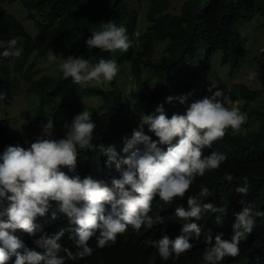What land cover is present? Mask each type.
<instances>
[{"label": "trees", "instance_id": "obj_1", "mask_svg": "<svg viewBox=\"0 0 264 264\" xmlns=\"http://www.w3.org/2000/svg\"><path fill=\"white\" fill-rule=\"evenodd\" d=\"M14 2L22 3L25 18L32 21L34 32L28 30L20 16L7 7ZM144 2L147 4L146 18L150 24L145 32L138 33V11ZM173 2L176 7L174 10ZM258 12L264 17V0H0V41L16 38L17 47L21 49L19 57L5 58L0 55V92L6 93V98L0 100V154L8 146L28 148L31 144L17 134H9L8 119L2 116L13 95L16 73L12 67L13 60L24 57L27 62L32 54L44 57L51 52L80 55L92 63H97L101 58L113 59L119 71L130 64L136 77L140 75L142 64L151 67L152 76L157 77V82L142 101L125 92L117 80L118 75L110 82L112 88L107 91L100 87L76 85L71 78L65 79L62 72L42 75L28 87L50 107L45 118L54 123L69 120L81 111L86 96L95 94L103 98L101 107L104 112L100 113L96 107L87 108L96 123L93 144L105 147L116 145L119 151L123 147V139L138 129L140 117L158 114L155 111L158 106L163 105L169 118L174 113L184 114L185 105L175 99L168 103L167 97L192 92L196 80L213 69L216 51L223 53V61H232V65H236L243 54L244 45L239 27L245 18ZM108 21L126 27L127 35L133 42L127 52L87 49L86 40L92 36V31L99 30L101 24ZM161 40H168L169 44L161 56L155 58L154 47ZM3 50L0 48V52ZM142 53L145 58L140 55ZM33 65L34 62L29 63V69ZM255 71L259 73L257 78L264 92V63ZM242 97L246 95H235L237 99ZM106 105L109 107L105 108ZM240 110L245 113L244 109ZM252 112L256 114L254 123L249 119L252 114L247 113V121L239 131L227 129L222 139L203 150L204 155L215 151L226 156L219 169L197 177L190 192L182 200L176 199L171 204L160 201L158 197L153 200L149 215L161 216L162 224L154 225L150 230L142 226L139 231L129 226L126 232L117 235L114 244L109 242L102 248L97 246L99 233H96L88 241V246L92 248L91 255L69 259L61 252L65 264H205L202 256L204 249L209 246L204 242L205 236L210 233L213 243L218 234L230 240L235 213L244 206L241 201L251 205L254 213L264 211V106L254 107ZM144 131L153 140L157 139L148 131L147 125ZM161 147L166 150L167 146ZM78 152L75 172L61 168L68 175L78 174L82 179L92 176L109 186L113 177H119L114 165L109 167L105 164L107 158L99 147L94 150L78 148ZM228 174L233 176L232 182L225 179ZM245 178L249 189L246 196L235 191L237 186H243ZM203 187L209 188L211 195L203 197L202 202L226 209L223 222L217 224L215 216L219 214L214 213H206L199 221L190 220L202 229L199 238L194 233L189 234L193 248L179 257L163 260L153 246V241L158 242L164 235L174 240L182 234L181 228L186 221L175 216V208L181 204L187 208V196L198 195ZM254 218L253 231L245 241H241L239 255L235 258L225 257L220 264H264V217ZM35 223L37 232L34 236L19 229L12 234L27 247L34 248V241L44 233L63 230V247L73 254L79 251L69 238L75 226L66 217L60 215L52 220L49 212L45 217L37 218ZM14 259L10 253L7 264H13Z\"/></svg>", "mask_w": 264, "mask_h": 264}, {"label": "clouds", "instance_id": "obj_2", "mask_svg": "<svg viewBox=\"0 0 264 264\" xmlns=\"http://www.w3.org/2000/svg\"><path fill=\"white\" fill-rule=\"evenodd\" d=\"M17 43L16 38L0 41V48L4 49L0 55L19 57L21 49ZM86 46L88 50L127 52L133 42L126 27L108 21L102 23L99 30L92 31ZM56 59L57 55L51 52L48 60L54 62ZM58 68L65 79L71 78L76 85L92 81L98 84L111 82L119 73L118 64L113 59L101 58L92 63L80 55H69ZM258 75V72L250 71L247 79L255 80ZM216 88L213 83L207 89L210 95L190 103L192 92L167 97L168 103L175 99L186 105L184 114L174 113L169 118L163 105L158 106L155 110L158 114L140 117L138 129L123 139L119 151L116 145L93 144L96 123L87 110L73 118L63 138H54V122L48 120L42 125L41 136L30 147L8 146L0 154V264H7L10 253L15 257L13 264H65L61 252L69 259L91 255L88 241L96 233H99L97 246L102 248L109 242L114 244L117 235L126 232L129 226L139 231L142 226L150 230L154 225L162 224L161 216L149 215L153 200L158 197L171 204L176 199H184L197 177L219 169L226 160L222 153L213 151L204 155L203 150L222 139L227 129L237 132L247 121V113L235 107L231 96L225 95L223 90L213 91ZM5 98L6 93L0 92V100ZM145 125L156 140L145 134ZM161 146H167L166 150ZM97 147L107 158L105 164L114 165L119 173L118 178L111 179V186L92 176L82 179L78 174L70 176L61 170L63 167L75 172L78 148L94 150ZM225 179L232 182L233 176L228 174ZM235 191L245 196L248 194L247 178ZM209 195V188L203 187L198 195L187 196V208L182 204L175 208V216L186 223L181 228L182 234L174 240L164 235L158 242L153 241L163 260L179 257L193 248L189 234L194 233L199 238L202 229L190 220L199 221L206 213H214L219 214L215 216V222H223L225 208L202 202V198ZM241 203L244 206L235 213L230 240L218 234L213 243L210 233L205 236L204 242L209 245L202 256L205 264H220L225 257H237L241 241L253 231L254 217H264V211L254 213L251 205ZM49 212L52 220L62 215L75 226L69 236L79 249L75 254L63 247V230L44 233L34 241V248L27 247L12 234L19 229L34 236L37 232L35 221Z\"/></svg>", "mask_w": 264, "mask_h": 264}, {"label": "rangeland", "instance_id": "obj_3", "mask_svg": "<svg viewBox=\"0 0 264 264\" xmlns=\"http://www.w3.org/2000/svg\"><path fill=\"white\" fill-rule=\"evenodd\" d=\"M146 5L145 2L142 3L138 11V33L145 32L147 26L150 24L146 18ZM7 7L20 16L19 18L28 30L35 31L32 21L29 18H25L26 13L22 3L14 2ZM175 8V3L173 2L172 9L174 10ZM239 29L242 32L244 45L241 51L243 54L240 56L238 63L233 66L232 61H223V53L216 51L213 56V69L196 80L192 90L193 95L189 97L188 103L210 95L211 93L207 89L214 83L217 85V88L213 89V91L223 90L225 95H230L235 107L244 109L245 113L252 114L249 119L254 123L256 114L252 112V109L264 106V92L258 78L250 81L247 79V74L250 71H255L264 63V52L262 51V48H264V17L260 12L251 14L242 21ZM168 44V40H161L155 44V58L161 56ZM55 55H57V59L54 62L48 60L49 55L37 57L35 54H32L27 62L23 56L22 59L12 61V67L16 71L12 87L13 95L10 104L4 108L2 116L8 119V133L17 134L29 143L34 142L41 136L42 125L47 122L45 117L48 115L50 107L43 103L36 92L29 90L28 87L42 75H57L60 72L58 65L69 55L63 53ZM140 55L143 56L144 53ZM143 57L145 58V56ZM32 62H34V65L32 69H29V63ZM117 80L125 88V92L131 94L133 97H138L142 101L144 95L155 87L157 77L152 76L151 67L143 64L140 69V75L136 77L133 75L131 65L128 64L123 71H119ZM82 86L100 87L104 91L112 88L110 82L98 84L92 81ZM237 94L246 95V97L237 99L235 98ZM103 103L104 99L98 95L91 94L90 96H86L84 98L85 106L81 111L75 113L69 120L54 123V138H63L69 130V125L73 118L77 114L87 110V108L96 107L99 108L100 113L104 112V108L101 107ZM108 107L109 105H106L105 108Z\"/></svg>", "mask_w": 264, "mask_h": 264}]
</instances>
